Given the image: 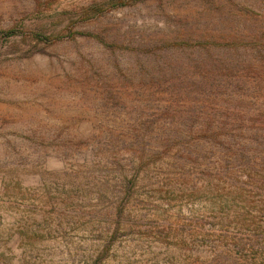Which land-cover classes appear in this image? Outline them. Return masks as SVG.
Segmentation results:
<instances>
[{"label": "rangeland", "instance_id": "374dc122", "mask_svg": "<svg viewBox=\"0 0 264 264\" xmlns=\"http://www.w3.org/2000/svg\"><path fill=\"white\" fill-rule=\"evenodd\" d=\"M0 264H264V0H0Z\"/></svg>", "mask_w": 264, "mask_h": 264}]
</instances>
